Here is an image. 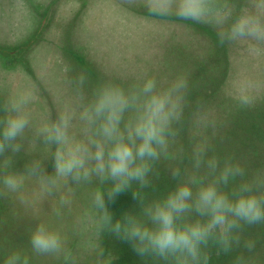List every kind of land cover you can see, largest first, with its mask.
Segmentation results:
<instances>
[{"label":"rangeland","instance_id":"1","mask_svg":"<svg viewBox=\"0 0 264 264\" xmlns=\"http://www.w3.org/2000/svg\"><path fill=\"white\" fill-rule=\"evenodd\" d=\"M145 2L0 0V121L7 115L5 107L26 95L30 101L21 108L31 117L24 137L16 141L21 144V151H9L6 157H0V264H5L12 253L20 254L17 264H24L25 258L28 264H175L172 257L163 259L151 252L144 257L134 252L133 260L129 246L126 259L100 252L102 243L98 239L104 237V228L103 211L93 201L99 185L97 177L79 185L63 181L49 191L39 179L26 175L25 164L33 158L44 160L47 173H54L51 156L55 145L46 148L40 143L37 130L67 108L77 117L71 133L80 138L83 126L79 114L106 85H119L127 94L138 97L136 105L125 113L127 122L142 108V88L148 78L155 79L156 92L167 90L184 78L186 87L178 94V119L172 125L188 109L193 112L196 127L191 125L189 134L180 132L181 142H192L183 144L179 154L190 145L195 153L201 145L209 148L219 142L224 144L225 151H218L217 159L224 151L236 163L244 152L241 145H253V150L245 152L249 156L247 161L252 162L249 177L252 178V171L264 173V41L245 38L221 44L218 36L248 6V0H218L217 7L231 13L230 19L218 27L180 20L174 15L151 16L142 7ZM227 63L228 72L223 75L222 68ZM206 86L209 88L205 89ZM245 95L248 104L242 102ZM210 96L215 98L210 102L212 106L206 103L198 107V102ZM231 98H235L234 103ZM250 109L261 114L260 118L255 116L256 132L227 120L229 114ZM209 114H219L223 129H229L222 141L199 135L196 130L200 124L203 128ZM172 134L174 131L168 137V151L179 147L173 144L176 138ZM207 150L210 157L203 158L204 161L216 156L214 146ZM10 173L25 175L24 183L15 192L3 183ZM215 176L211 175L209 180ZM142 205L138 199L128 200L115 212L142 216ZM123 216L116 213L115 218ZM41 223L60 233L59 252L41 255L33 251L31 236ZM216 236L219 237L218 232L207 246L201 245L200 264L204 263V254L209 257L207 264H226V255L218 253L222 245Z\"/></svg>","mask_w":264,"mask_h":264},{"label":"clouds","instance_id":"2","mask_svg":"<svg viewBox=\"0 0 264 264\" xmlns=\"http://www.w3.org/2000/svg\"><path fill=\"white\" fill-rule=\"evenodd\" d=\"M218 0H146L142 4L151 16H176L180 20L206 23L212 27L224 25L230 19V11L217 7ZM221 44L241 39L264 41V0H248V6L232 21L225 31H219ZM186 87L184 78H179L167 90L156 92V81L148 78L142 88L145 94L142 108L134 119L125 122V113L138 101L136 95H129L119 85L103 87L79 114L82 124L81 136L71 133L77 117L65 108L37 130V137L46 148L55 145L51 159L54 173L49 175L46 162L33 158L25 164L27 177L39 179L45 190L59 187L63 181L79 185L90 182L95 176L97 186L93 201L103 211L105 224L112 223L108 204L115 203L121 194L132 187L133 182L140 188L149 184V174L155 162L164 155L168 157L169 135L172 123L178 119V95ZM174 93L177 95L174 96ZM244 104L248 97L242 96ZM30 101V96L12 100L5 107L6 117L0 121V157L21 151L23 138L31 124L30 114L21 106ZM91 130V131H89ZM205 147L195 149V167L205 164ZM7 159L5 163L7 164ZM219 160L213 156L206 162L207 169L215 173ZM173 178L180 175L177 167L172 171ZM244 169L239 163L226 160L218 175L205 182L204 177L193 176L181 181L178 186L162 199H156L142 208V216L126 214L112 225V232L123 242L131 243L133 251L140 257L149 252L157 257H172L175 264H200L201 245L207 246L214 233H219L218 241L227 252L233 238L232 231L243 222L248 225L264 221V173L258 172L244 180L231 193L222 190L229 178L243 177ZM25 175L8 174L3 183L15 192L24 183ZM111 182L105 189L104 184ZM196 186L195 193L193 186ZM134 200L143 197L133 191ZM63 202H67L66 200ZM199 217L195 221L183 222L187 214ZM146 218V220H145ZM147 221V222H146ZM31 246L37 254L59 252L62 238L59 232L50 230L41 223L31 236ZM239 245L240 238H235ZM254 245L246 242L250 251ZM209 257L203 255L204 264ZM19 253H12L5 264H17ZM24 264H28L25 258Z\"/></svg>","mask_w":264,"mask_h":264},{"label":"trees","instance_id":"3","mask_svg":"<svg viewBox=\"0 0 264 264\" xmlns=\"http://www.w3.org/2000/svg\"><path fill=\"white\" fill-rule=\"evenodd\" d=\"M228 66L229 64L227 63V66H224V68H222L223 75L227 74ZM202 79L203 78H200V81ZM206 88H209V87L206 86L205 89ZM210 97L207 100L198 102L199 103L198 107L201 106L202 104H206V103L210 104L211 100L215 101V98H212V96ZM232 102L233 103L235 102V98L234 99L231 98V103ZM208 107L210 106L208 105L207 108ZM185 111L186 112H183L180 115L179 121L173 124L170 129V133H173L174 131V134L172 135L173 137L176 138V140L173 144H177V146H179L177 148L178 151L172 149L171 147L170 148L171 150L168 151L169 155L167 158L164 155H162L161 159L154 163L153 171L149 174V177H148L149 184L147 187L140 188L138 183L133 182L132 187L128 189L124 194H121L120 196H118L117 199L115 200V203L108 204V211L112 214V223L105 224L103 221L102 227L104 228V231H103L104 237H101L100 239H98V241L102 243L101 247L103 248L104 254L106 256L107 255L108 257L109 256H119V257H122L123 259H126L128 258L127 256L128 253L126 252L127 247L129 246V248L132 249L131 243L123 242L120 239H118L116 235L112 232L111 228H112V225H114L115 221L117 220L115 218L116 213L117 215L128 214V212H125L122 210H117V212H115V210L121 204L127 203L128 200L133 199V195H132L133 191H139L141 196L143 197V205L141 206V208H143L156 199H162L166 197L169 192L173 191L178 186V184L184 180L185 177L183 175L188 174L189 176L185 178V179H188L189 177L193 176V174H195L196 172H199L200 175H196V176L204 177L205 182H207L209 178L211 177V175L213 174L218 175L220 169H222L224 162L226 160H230L232 162V158L231 157L229 158V154L227 155L226 152H224L225 151L223 147L224 144H218L219 142L216 145L211 144L209 146L210 149H212V147L214 146V152L216 153V156H215L216 158H218L219 156L217 155L218 151L224 149L223 156H222L223 158L221 156L219 157L220 160L219 159L218 160L220 162V165L215 173H212L210 172L209 169H207L206 167L207 161H205V164L202 165L199 169L195 167V163H194L195 160H193V158L195 159V153L191 152L192 145H190L191 148L190 147L182 148L184 153L179 154L182 151V150L179 151L180 150L179 148H181L183 144H189L190 142H192V140L189 141V143L181 142L182 137H181L180 132H186L189 134L188 129L191 127V125L193 128L194 126L196 127L194 118L192 117L193 112L189 111L188 109H185ZM250 111L244 112L243 110H239V114L238 113L237 114L233 113L234 115L229 114L227 116L228 117L227 120L228 119L233 120L234 124H237L238 126H241L242 128L246 127L249 129L250 127L251 129H253L254 132H256L255 129H256L257 122L255 120V116L257 118H260L261 114L259 113L256 114L257 112L255 113L252 109H250ZM205 117H207V120L204 124H202L203 128L201 127V124L198 127L199 129L196 128V130H199L200 132L199 135H202V136L211 135L213 139L216 138L215 139L216 141L218 140L222 141V138L225 137L223 135L229 134V129L228 130H225V128L223 129V124L220 123L219 121V114H217L216 116L209 114L208 116H205ZM204 147H205V153H204L203 158L210 157L207 153L208 151L207 149L209 148H207V146H204ZM253 147H254L253 145L252 146H249L247 144L241 145V150L244 152L242 153L238 161H236V163H239L242 166V168L244 169V175L243 177L238 176L235 180H233L230 177L227 185H223V184L221 185L222 190L231 193L232 190L236 188L240 183L248 179L249 169L252 165V162L247 161L249 156L245 152H247V150H253ZM189 151L191 153H188ZM187 157H190L191 159L186 163L184 159L187 160ZM177 167L180 169V175L177 178H173L172 171L173 169ZM256 173L257 172L253 174V171H252L250 172V175L253 177ZM108 183H111V182H108ZM99 184H100V181H99ZM109 186L107 184L103 185V187L106 189ZM195 191H196V186L194 185L193 192L195 193ZM196 219L197 217H195L194 214L190 213V214H187L186 218L180 222L181 223L190 222V221H195ZM231 235L233 238V243H232L230 250L226 252L223 246L220 247V249H218V251H220L218 252L219 255H224V254L226 255L227 257L226 264H264V221L257 223V224H252V225H248V224L241 222L240 227L237 229H234ZM237 236L240 238L239 245L235 243V238ZM246 242H251V244L254 245L251 251L247 247H245ZM234 248H236V251H234ZM130 253L132 254V256L134 255L133 250ZM132 259L135 260V256H133Z\"/></svg>","mask_w":264,"mask_h":264},{"label":"crops","instance_id":"4","mask_svg":"<svg viewBox=\"0 0 264 264\" xmlns=\"http://www.w3.org/2000/svg\"><path fill=\"white\" fill-rule=\"evenodd\" d=\"M103 250V248L100 246V252Z\"/></svg>","mask_w":264,"mask_h":264}]
</instances>
